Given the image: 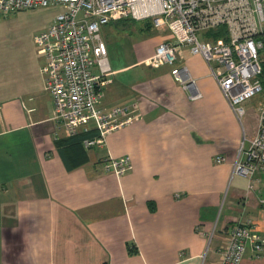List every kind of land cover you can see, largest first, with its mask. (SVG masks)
Instances as JSON below:
<instances>
[{
  "label": "crops",
  "instance_id": "0c3cea01",
  "mask_svg": "<svg viewBox=\"0 0 264 264\" xmlns=\"http://www.w3.org/2000/svg\"><path fill=\"white\" fill-rule=\"evenodd\" d=\"M143 23L153 43L131 63L109 61L98 106L136 104L138 118L102 148L55 119L34 38L28 63L1 70L0 264H217L234 224L264 236V174L233 171L258 132L260 98L239 120L205 59L181 46L178 67L201 94L190 100L174 67L145 64L173 36ZM109 154L130 156L133 170L107 171ZM241 264H264V247L258 257L248 245Z\"/></svg>",
  "mask_w": 264,
  "mask_h": 264
},
{
  "label": "built area",
  "instance_id": "2783aa9c",
  "mask_svg": "<svg viewBox=\"0 0 264 264\" xmlns=\"http://www.w3.org/2000/svg\"><path fill=\"white\" fill-rule=\"evenodd\" d=\"M53 5H61L64 11L34 40L45 59L43 73L55 119L71 136L95 134L83 140L85 148H102L109 134L138 118L136 104L110 111L98 108L113 74L101 27L121 20L147 22L154 29H168L173 41L159 44L145 64L174 67L172 75L181 81L190 100L200 99L201 94L188 69L178 67L181 46L205 59L239 120L245 115V102L260 98L258 132L240 152L233 171L252 181L264 174V0H0V18ZM220 28L226 33L214 37ZM224 160L216 158L218 163ZM105 168L123 177L134 166L128 155L115 158L109 154ZM261 203L264 205V197ZM248 245L259 257L264 236L248 224H234L217 264H241Z\"/></svg>",
  "mask_w": 264,
  "mask_h": 264
},
{
  "label": "rangeland",
  "instance_id": "374dc122",
  "mask_svg": "<svg viewBox=\"0 0 264 264\" xmlns=\"http://www.w3.org/2000/svg\"><path fill=\"white\" fill-rule=\"evenodd\" d=\"M63 11L61 5H53L19 11L0 18V72L5 69L13 71L10 62L15 57L21 62L28 63L29 56L35 48L34 36L44 31ZM143 24V22L122 20L112 21L101 27L100 36L106 45L109 61L115 59L119 62L131 63L143 51L150 48L148 45L153 43V39L149 37L152 36L153 31L144 29Z\"/></svg>",
  "mask_w": 264,
  "mask_h": 264
},
{
  "label": "trees",
  "instance_id": "16d2710c",
  "mask_svg": "<svg viewBox=\"0 0 264 264\" xmlns=\"http://www.w3.org/2000/svg\"><path fill=\"white\" fill-rule=\"evenodd\" d=\"M122 21V20H121ZM226 32H225V30H224V28H220L219 29V31L218 32H216V33H213V35H214V37H219V36H222V35H224ZM262 80H263V83H264V69H263V75H262ZM95 134L94 133H82V135H81V138H80V140H81V142H83V140L84 139H86V138H90V137H93ZM77 136V135H76Z\"/></svg>",
  "mask_w": 264,
  "mask_h": 264
}]
</instances>
